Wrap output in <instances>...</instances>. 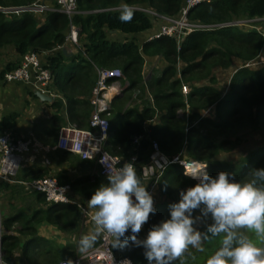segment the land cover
<instances>
[{"label":"trees","instance_id":"16d2710c","mask_svg":"<svg viewBox=\"0 0 264 264\" xmlns=\"http://www.w3.org/2000/svg\"><path fill=\"white\" fill-rule=\"evenodd\" d=\"M33 1L0 0V6H24ZM182 1L77 0V8L82 13L74 15L72 23L80 28L79 34L83 38H80L81 48L71 54H65L62 48L56 49L64 43L69 30V19L65 14L50 11L39 16L28 11L6 13L0 10V46L12 45L19 55L18 60L8 63L0 71L1 79L4 71L16 67L25 53H47L42 56L43 65L51 70L52 84L66 102V118L60 114L62 100L45 102L53 108L54 113L50 119L51 126L39 131L40 141L52 146L57 153L70 154L56 148L59 128L67 123L87 128L92 113L90 96L97 80V69L120 68L127 80L124 93L133 88L143 94L147 90L151 100H144L139 109L125 106L132 98L126 94L118 98L120 102L116 107L114 103L117 98L112 99L108 115L109 135L105 143L107 151L127 159L133 137L143 134L145 126H148L149 135L142 138L137 147L138 160L146 161L152 150V141H157L161 151L169 157L186 149V157L206 164L205 172L213 177L220 171H226L233 174L236 180L244 181L249 178L251 169L264 168V61L260 59L264 60V34L254 28L219 25L239 18L264 17V0H212L196 5L190 9L189 18L216 26L193 30L179 45L175 39L166 36L144 41L141 45L133 36L123 41L108 38L109 31L136 35L152 27L149 15L138 10H134L130 22H122L120 15L123 9H114L120 4L145 5L160 14L174 15ZM145 56L160 58L159 67L162 70L158 76L144 79L142 70ZM233 58L242 61L243 66L232 74L228 90L221 94L212 84L215 83V77L211 71L218 66L228 67ZM178 61L182 62L180 74L186 82L207 79L211 83L191 86L188 101L196 109L214 105L215 118L203 117L193 111L189 115L191 123L193 120H198V123L185 126V119L176 116L175 110L185 106L180 91L184 80L175 76ZM253 61L258 62V69L245 66ZM28 92L37 98L32 91ZM158 111H162L160 122H155L153 119ZM16 119L15 112L3 115L0 118V132L14 129ZM54 123H57L56 126ZM239 127L261 131L262 140L237 160L219 158L220 152H227L243 141L242 136L234 132ZM221 137L223 139L219 141ZM86 161L78 157L80 166ZM35 166L33 162L21 168L16 180H30L47 174L46 168L35 169ZM55 176L60 183H69L71 189L88 200L99 183L97 176H82L74 180L60 174ZM196 183L195 179L183 173L180 165L167 166L158 180L159 192L167 202L155 204L157 211L145 223L139 238H145L153 225L169 218V205L178 201L182 187H191ZM26 194L38 206L34 207L32 202L28 204L30 214L25 212V206L12 212L8 210V201L0 203V213L1 210L6 211L4 217L1 215L3 258L12 261L15 254L19 253L16 264H37L36 255L40 252H36L35 248L40 244L45 248L42 251L44 264H58L62 259L74 256L73 245H62L61 249L51 246L50 239L40 235L38 227L45 224L54 225L63 231L73 229L80 218L77 207L73 204H50L42 193L28 191L22 184L0 182V197L3 196L4 200H24ZM14 222H19L20 227L16 230L17 234L12 235L8 230ZM203 247V252L192 250V254L184 258V264H204L218 243L215 240L205 241ZM119 250L130 257L133 264H149L142 247L129 243Z\"/></svg>","mask_w":264,"mask_h":264},{"label":"clouds","instance_id":"9594fccd","mask_svg":"<svg viewBox=\"0 0 264 264\" xmlns=\"http://www.w3.org/2000/svg\"><path fill=\"white\" fill-rule=\"evenodd\" d=\"M133 14L124 5L120 19L130 22ZM206 167L185 168V175L198 182L180 191L179 200L169 205V218L140 239L143 225L157 211L154 198L133 163L119 168L109 163L108 183L87 201L91 227L76 241L78 252L87 254L107 234L114 248L142 247L149 264H184L190 249L203 252L204 242L215 240L218 247L206 264H264V168L251 169L249 178L239 181L226 171L213 177L203 171ZM0 264H7L2 256Z\"/></svg>","mask_w":264,"mask_h":264},{"label":"built area","instance_id":"2783aa9c","mask_svg":"<svg viewBox=\"0 0 264 264\" xmlns=\"http://www.w3.org/2000/svg\"><path fill=\"white\" fill-rule=\"evenodd\" d=\"M212 0H183L178 12L174 15L160 14L151 7L145 5H127L133 10L146 13L152 22H158V28L145 36L144 41L166 36L175 39L179 43L193 30L204 29L216 26L206 25L192 21L189 18L190 9L201 3H210ZM126 4H120L114 9L121 10ZM3 12L22 13L25 11L43 16L46 12H59L65 14L69 19V30L65 35V42L76 44L78 42V28L72 23L74 15L82 13L77 8V0H35L24 6L1 7ZM254 19L264 20V17L242 18L219 25L228 26H250ZM218 26V25H217ZM252 27V26H251ZM152 31V27L149 29ZM62 45L57 46L60 49ZM44 52L37 53L30 51L25 53L19 64L9 70L4 71L2 81L4 83H21L29 86L32 90H39L42 93L52 96L56 95L50 89L53 81L51 70L43 65L42 56ZM146 64L148 61L144 57ZM151 66V65H150ZM123 76L120 68L97 69V80L92 88L90 104L92 113L89 118L87 128H80L75 124L67 123L62 125L56 136V148L61 151L77 155L83 160L92 161L98 169V174L107 179L108 164L114 168H119L126 162L135 165L137 174L142 181H146L147 190L153 198L159 192L158 180L163 171L170 164H178L185 168L198 161L188 160L183 152L172 157L164 154L157 141H152V150L146 161L138 160L137 147L140 140L149 135L148 126H145L144 133L133 137L130 156L124 159L118 154H113L105 148L109 130V110L114 96L119 93L124 86H121L119 79ZM184 94L189 92L186 85H183ZM42 148V146H40ZM38 147L32 137H25L14 129H7L0 132V181L22 184L28 191L40 192L44 195L46 202L55 204H73L85 217H89L87 204L71 196V186L68 183H60L55 175H47L30 180H16V176L21 168L29 166L35 162ZM200 164V163H199ZM202 164V163H201ZM139 165V166H138ZM204 165V164H203ZM203 171H206L204 168ZM197 181V180H196ZM198 182V181H197ZM90 218V217H89ZM145 224L143 225L144 228ZM142 228V229H143ZM1 214H0V256L1 250ZM17 258V257H15ZM133 264L130 257L123 255L119 248L112 247L111 238L107 234L98 239V243L87 254H76L73 257L62 259L58 264ZM7 264H16L17 260L6 261Z\"/></svg>","mask_w":264,"mask_h":264},{"label":"rangeland","instance_id":"374dc122","mask_svg":"<svg viewBox=\"0 0 264 264\" xmlns=\"http://www.w3.org/2000/svg\"><path fill=\"white\" fill-rule=\"evenodd\" d=\"M240 19H242V18L234 19V20H240ZM157 28H158V22H152V31L148 30L146 33H139L136 35H127V34L124 35L123 33L118 32L117 38H115V39H117L118 41H122V39L131 38L133 36V38H135V41L137 43L142 44L144 42L145 36L147 34L152 33ZM242 28H244V29H250V28L258 29L259 31H261L264 34V20L254 19V21H252L250 23V26H246V27H242ZM81 38H83V37H81ZM61 47H62V49L71 48L74 51L79 50L81 48V39H79L76 44H72L69 42L67 43L64 40V43L62 44ZM16 58H17V55H16V52L14 51V48L12 45H4L2 47L0 46V71L3 68H5V66L8 63L16 61L17 60ZM260 59H261V61H264L263 58H260ZM181 66H182V62L178 61L177 73L175 76L177 78L184 80L185 77H183L180 74V67ZM241 66H243V62L240 61L238 58H233L231 65H229L228 67L225 68V67L218 66V67H215L212 69L211 73L215 77V83H212V84L220 91L221 94H224L228 90V87H229L228 85H229V81H230L232 74L236 71V69L240 68ZM245 66L248 68H252V69H258V62H254V61L249 62L248 64H245ZM161 70L162 69L159 67V64L154 63L152 67H148V66L145 68L143 67L142 74H143L144 79H146V78H148L147 76H149V77L150 76L151 77L158 76L161 73ZM119 81L121 83V86H124V87L127 86V80H126V77H124V75L122 76L121 79H119ZM205 84L208 85L211 83H209L207 79L200 80V81L194 80L192 82H186L184 80L180 86V91H181V94H183L185 106L181 107V108H177L175 110V114L177 117L185 119V126L186 125L188 126L190 124L195 125L198 123V120H193L192 121L193 123H191L189 115L193 111H195L196 113H198L199 115H201L203 117L215 118L214 105H211V106L203 108V109L193 108L191 103L188 101L189 100L188 99V93L189 92L184 94L182 91L183 85H186L190 91L191 86H201V85H205ZM29 90L33 92V90L29 86L23 85L21 83H7L6 84L2 81L1 76H0V116L8 114L10 112L17 113L16 125L25 123L27 125V127L32 131L31 137L34 140L39 141L42 144H44L39 139V131L42 128L48 129L51 126L49 122H50V117L54 111L46 103H44V102L40 101L38 98H35L34 96H32L28 92ZM49 90H51L53 93L56 94L53 97V100H55V99L61 100L62 96L57 92L56 88L53 86L52 83L50 85ZM124 94H126V96L132 97L131 101L125 105L128 107H138L140 109V108H142V102L144 100L145 101L151 100V94L147 90L143 94L137 88H133L132 90L126 91ZM123 101L124 100H122L121 102H123ZM119 102H118V98H117V100L114 103V106L116 107L117 105H119ZM161 114H162V111H158L157 116H155L153 120L155 122H160L159 116ZM56 124L54 123L55 126H56ZM15 130L18 132L17 128ZM21 131H22V129L19 130V132H21ZM234 132L236 133V135L242 136L243 141L239 142L240 143L239 145L230 149L227 152H223V151L220 152L219 158H226V159H229L232 161L237 160L245 152L249 151L252 147H255V145L258 144L263 138V134L261 131L250 130L249 127H239ZM26 133H24V129H23V134L26 135ZM231 136L233 137V135H231ZM221 139H223V138L221 137L219 139V141ZM226 148H229L228 145H226ZM180 152H183L182 155L187 156L186 149L183 148ZM188 160H191V159L188 158ZM0 182H2V181H0ZM142 182L145 183L146 181L145 182L142 181ZM189 186H185L186 188L182 187L181 190H186ZM179 198L180 197L178 195L177 200H179ZM5 201L9 202L10 206H9L8 210H10L12 212H14L18 207H24L25 206L24 207V208H26L25 212L27 214H30V209L27 208L28 204H30L32 202L34 207L36 206L35 202L33 201V198L29 194L25 195L24 200L19 199L17 201L16 200H10V201L4 200L3 196L0 197V203H2V202L5 203ZM164 201H166V200H163L162 203ZM12 205H14L13 208H12ZM31 207H33V206H31ZM36 207H38V206H36ZM0 214L2 215V217H4L6 212L4 210H1ZM195 214H198V213H195ZM208 222L209 223L211 222L210 218H209ZM50 226H52V227H49L48 225L45 227V224H42V226L40 225L38 227V232H40L42 228L48 227L47 229H42L41 233L49 236L51 246L53 245L55 248L60 247L59 249H61L62 245H60V243L64 241V236H65L66 231H63L60 229L56 230V226H54V225H50ZM19 227H20L19 222L12 223L11 227L8 230V233L12 234V235L17 234L16 230ZM199 227L202 231L204 230L203 225H200ZM35 249H36V252H40V254L36 255L37 264H44L43 262H45V261L43 260V256H42L43 252L42 251L45 250V248L43 247V244L42 245L40 244V246H38ZM192 250H194L196 252H200L196 249H190L189 255L192 254L191 253ZM74 254H75V252H74ZM66 258H68V257H66ZM204 264H206V261H204Z\"/></svg>","mask_w":264,"mask_h":264},{"label":"crops","instance_id":"0c3cea01","mask_svg":"<svg viewBox=\"0 0 264 264\" xmlns=\"http://www.w3.org/2000/svg\"><path fill=\"white\" fill-rule=\"evenodd\" d=\"M77 28H78V40H79L81 38V36L79 34L80 28L78 26H77ZM147 31L148 30H146V31H144L142 33H146ZM118 32L119 31H117V30L116 31H109L108 32V35H109L108 38L110 37L111 40H117L115 38H117V33ZM123 40L124 39H122V41ZM139 45H141V44H139ZM65 50H66L67 54L76 53L78 51V50L74 51L71 48H66ZM16 55H17L16 59L18 60L19 59V55L17 53H16ZM145 57H146L148 62L146 64H144V66H143L144 68L147 67V66L148 67H152L154 63H158L160 65V58L159 57H156V58H149L147 56H145ZM42 59H43V57H42ZM144 61H145V59H144ZM147 77H149V76H147ZM123 94H124V92L121 95H119L118 97L116 96L115 98H119ZM61 100H62V103H63V107H62V109L60 111V114H61L62 117L66 118V102L64 101L63 98H61ZM51 109H53V108H51ZM53 113H52V115H53ZM52 115H51V117H52ZM2 116L3 115H1L0 118ZM51 117H50V119H51ZM26 127H27V125L25 123L24 124L22 123V124H19V125L17 124L15 126V129L17 128L18 132H19V130L22 129V131L19 132L22 135H24L23 134V129H24V133L27 132L26 135H24V136L25 137H28V136L31 137L32 136V131L28 127L27 128ZM42 129H44V128H42ZM34 141L36 142L37 147H38V152H36L37 154L35 156V160L36 161L34 162L36 166L34 168L35 169H37V168H44L45 169L46 168L47 169V174L45 176L60 174V175H63V176H67L71 180H74L76 178H80L82 176H92V177L93 176H97L99 178V181H98L99 183L96 185V188H98L102 183L103 184L108 183V180L106 178H104V177H102V176H100L98 174V169H97V167L94 165V163L92 161H88L87 160L85 163L82 164V166H80V164L78 163V156L77 155H74V154H71V153L70 154H66V155H64L62 153H57L52 146H48V145L42 144L41 142L36 141V140H34ZM55 143H56V141H55ZM40 146H42V148ZM70 194H71V196L73 198L78 199L79 201H82V202L87 204L88 199H86L80 193H78V192L74 191L73 189H71V193ZM155 198H156V201L154 202L155 204L162 203L163 196L160 193H158ZM78 211L80 213V218H79V221L77 223V226L74 227L73 229L66 230V233H65V236H64V241L60 243V245H67V244L73 245V247L75 249V251H74L75 255L77 253L79 254V252L77 250V246H76V241L79 239V237H80V235L82 233L88 231V229L91 227L90 218L83 216V214H81L79 209H78ZM46 226L47 225H45V227ZM48 226L52 227L50 225H48ZM47 228H42V229H47ZM42 229H41V231H42ZM56 230H58V228H56ZM41 231L39 232L40 235H42V236H44L46 238H49L48 235L42 234ZM19 255L20 254L17 253V254H15V257L19 258ZM17 258H15V259H17Z\"/></svg>","mask_w":264,"mask_h":264},{"label":"water","instance_id":"95a60500","mask_svg":"<svg viewBox=\"0 0 264 264\" xmlns=\"http://www.w3.org/2000/svg\"><path fill=\"white\" fill-rule=\"evenodd\" d=\"M63 52H64L65 54H67L65 49H63ZM125 89H126V87L123 88V89H122L119 93H117L114 97L121 95V94L124 92ZM33 94H34V95H35L40 101H42V102L50 103V102H52V100H53L52 96H50V95H48V94H45V93H42V92H40L39 90H33Z\"/></svg>","mask_w":264,"mask_h":264},{"label":"bare ground","instance_id":"6f19581e","mask_svg":"<svg viewBox=\"0 0 264 264\" xmlns=\"http://www.w3.org/2000/svg\"><path fill=\"white\" fill-rule=\"evenodd\" d=\"M198 165L202 166V164L195 163L194 165L190 166V168L196 167V166H198ZM203 170H204V169H203Z\"/></svg>","mask_w":264,"mask_h":264}]
</instances>
